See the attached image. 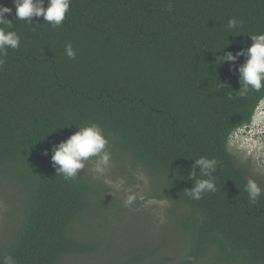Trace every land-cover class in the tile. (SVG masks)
I'll list each match as a JSON object with an SVG mask.
<instances>
[{
    "label": "trees",
    "instance_id": "obj_1",
    "mask_svg": "<svg viewBox=\"0 0 264 264\" xmlns=\"http://www.w3.org/2000/svg\"><path fill=\"white\" fill-rule=\"evenodd\" d=\"M0 5L12 9L6 18L21 38L0 56V174L13 169L29 190L27 212L0 260L67 264L69 255L90 253L71 231L100 196L85 175H57L51 148L97 124L161 185L155 196L183 212L174 221L190 248L178 264L209 255L217 264H264V194L249 200L250 179L228 147L252 123L264 88L239 92L231 62L217 61L264 33V0H72L57 28L42 17L32 25L16 20L13 0ZM231 19L242 26L228 29ZM69 44L74 59L65 54ZM201 157L217 162L216 190L194 200L185 190ZM196 171L197 179L209 178Z\"/></svg>",
    "mask_w": 264,
    "mask_h": 264
},
{
    "label": "rangeland",
    "instance_id": "obj_2",
    "mask_svg": "<svg viewBox=\"0 0 264 264\" xmlns=\"http://www.w3.org/2000/svg\"><path fill=\"white\" fill-rule=\"evenodd\" d=\"M263 107L264 103L260 108ZM258 145V141L253 147L251 143L250 150L255 152L250 155L249 150L240 149L241 152L233 144L230 151L245 177L264 188V157L259 156ZM108 151L111 160L102 176L94 171L96 158L87 161L80 173L95 183L94 196L99 195L100 199L74 222L71 232L79 240L89 242L92 250L88 254L69 255L64 263L128 264L130 260H134L133 264L180 263L190 248L183 225L174 221L183 212L177 205L155 196L154 187L158 194L161 185L149 171L110 144ZM15 177L18 176L13 169L0 174L2 253L11 244L27 212L29 190ZM129 196H135L130 205L126 203ZM135 257L140 260L137 262ZM212 260L209 255L197 264H217Z\"/></svg>",
    "mask_w": 264,
    "mask_h": 264
},
{
    "label": "clouds",
    "instance_id": "obj_3",
    "mask_svg": "<svg viewBox=\"0 0 264 264\" xmlns=\"http://www.w3.org/2000/svg\"><path fill=\"white\" fill-rule=\"evenodd\" d=\"M71 2L72 0H13L16 20L27 21L25 23L32 25L33 18L42 17L43 21L48 22L53 28L60 27L64 23ZM168 7L171 10L172 5L169 4ZM11 13V8L0 5V56H6L8 49H18L21 44V38L17 32L10 30L14 27L12 20L6 18V14ZM242 24L243 21L238 22L236 19H231L228 21L227 27L236 30ZM249 37L252 40L250 47L235 54L229 51L217 57V61H220L221 65L231 62V71L238 72L241 84L239 92H247L249 89L259 91L264 88V33ZM65 54L69 58L76 57V52L70 44L66 46ZM241 57H245L244 63L237 67V62ZM2 63L3 60H0V64ZM263 103L264 101L256 110L252 123L235 131L229 137L228 147L230 150L233 148L231 146L233 144L239 151H241L240 149L245 152L249 150L250 155L251 152H255L250 150L251 143L253 147L258 141L259 145L256 148L261 153L259 156L264 157V107L260 108ZM108 144V139L97 124L81 127L66 141L53 145L51 148L52 166L57 175H63L65 179L71 180L80 175L85 169L87 161L96 158L94 171L102 176L111 160ZM43 155L48 156L49 151L45 150ZM194 161L189 177L194 181V186L185 190V193L194 200H200L206 192L216 190L212 174L216 171L217 162L206 157ZM197 168L200 170L199 174L209 178L197 179ZM245 191L251 202L257 201L264 194V189L251 179L248 180ZM134 200L135 196H129L126 203L130 205ZM0 264H16V261L12 256H5L0 260Z\"/></svg>",
    "mask_w": 264,
    "mask_h": 264
}]
</instances>
